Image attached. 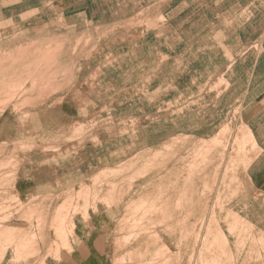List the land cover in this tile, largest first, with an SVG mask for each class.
I'll return each instance as SVG.
<instances>
[{"label": "crops", "instance_id": "1", "mask_svg": "<svg viewBox=\"0 0 264 264\" xmlns=\"http://www.w3.org/2000/svg\"><path fill=\"white\" fill-rule=\"evenodd\" d=\"M111 109L136 119L131 135L104 121ZM226 124L248 142L228 172L219 147L191 173L190 148L163 147L213 141ZM0 126V203L21 199L28 219L8 226L36 237L28 258L8 249L0 264H164L163 252L165 264H264V0H0ZM160 153L183 158L132 179ZM111 170L123 173L96 187ZM70 194L89 206L52 256L51 209Z\"/></svg>", "mask_w": 264, "mask_h": 264}, {"label": "rangeland", "instance_id": "2", "mask_svg": "<svg viewBox=\"0 0 264 264\" xmlns=\"http://www.w3.org/2000/svg\"><path fill=\"white\" fill-rule=\"evenodd\" d=\"M52 1H54V0H52ZM150 14H153V15H150ZM142 16H143L142 18L144 20L154 19V11L144 12L142 14ZM150 31L154 32V29H150ZM148 79H150V77H148ZM152 82L154 85V79ZM143 94L147 95L148 97H150L151 100L154 101L153 93L150 94L147 92H143ZM108 110H106V111H108ZM144 110L148 114L149 113L154 114V107H149V108H146ZM121 112H122L121 109H111V117L107 118L106 116H104L103 118H104V121H110V123L112 125L116 126L115 132L117 133V135L122 134L125 136H129L131 134H128L127 132L133 130V123L136 122V119H134V117H130L129 119H127V117H124L125 116V115H123L124 113H121ZM125 112H132V110L127 109V110H125ZM105 115H106V113H105ZM152 118L154 119V115L151 116L149 114V117L146 119H152ZM113 123H115V124H113ZM126 126H127V128L125 129ZM219 137L220 138H217L213 141H202V143H200L199 141L196 142L195 140L188 141L186 138L184 139L182 137H177V138L171 140L170 143L163 145V147H165L167 149L182 148V147L190 148V151H188L187 156L184 157L186 162L192 163V164H193V162L195 163L191 166L188 165L189 167L187 166L189 168L188 171L190 173L193 170L194 171L198 170V168H200V165L204 166L208 162L209 159L205 156V153H206V150H209L212 147H219L222 149V152L220 153V157H218V158H221L222 161L225 162L226 159L227 158L229 159L230 157L233 159L232 161L228 162L229 164L227 166L230 167V168L227 167L228 171L233 167L232 165H234V163L239 164L240 162H245V157H246L245 156L246 155L245 145L248 144L247 140H245L246 134L242 135V139H238L237 134L236 133L232 134V130H231L230 126L226 124V125H223V128L220 132ZM141 139L140 138H122L120 140L122 142L121 145L130 146V147H133L134 149H137V148L144 147L143 145H141L139 143ZM150 142H154V140L150 141ZM118 143H119V141H118ZM200 152H201V154H200ZM189 153H190V155H189ZM231 154H234V156H232ZM179 158H183V157L174 156V155L167 156V155H164L162 153L158 154L157 156L154 155L152 157L153 161H148L143 168L138 170L139 172H137L135 174L134 178H132V179H135L137 177L141 178V177L145 176L147 173L156 171V169H158V168L164 169V165L168 162V160H174V159H179ZM161 163L163 164V167H162ZM107 176L108 175H102L101 177L96 176L95 186L100 187V184H102L104 181L103 179L108 178ZM97 178H99V179H97ZM9 191H10V189H7L3 192H0V195H2L3 193H8ZM81 198L87 199V195L82 196L80 194V195H77L75 197L68 195L65 202L58 206V208L61 209V214H60L61 216H59V217H57V212L59 209L58 210H57V208H56V210L54 208L51 209V213H56V216H54V219H53L52 228L54 229V232L57 235V239L59 240V243L57 244V243L53 242L52 243L53 245L50 248V250L48 251V254L55 256V253L57 252V249L60 246H66L67 242L65 241V239H67V236H68L67 234H69L72 230L71 221L69 219L71 213H74L75 211H80V210L86 211L87 207L89 206L88 203H85L82 206L78 205L76 200L81 199ZM97 198H98V190L96 189V191L94 193V200H97ZM68 210L70 211V213ZM137 210L140 212L141 218L146 219L147 216H149L151 213H154V204H147L146 203L144 205H140V206H138ZM145 212H147V213H145ZM23 213H24V203L21 199H19L18 197H15L14 195L5 198L4 201L2 203H0V216L2 217V218L0 217V232H1L0 233V260L4 259L6 251L8 249H14V247L17 248V246H19L20 243L23 244L22 247H19L20 249H23V247H36V242H35L36 237L30 236L29 231L25 232L21 228L8 226L10 224H13L15 218H13L14 219L13 220L12 217L14 214H16L17 216L20 217V219L18 220L19 223H22L24 221V219H28V215L24 216ZM64 213L66 215L67 214L68 215L66 216ZM6 217H10V218L6 219ZM61 220H63V221H61ZM130 221H131L130 219L126 220V222H130ZM141 221L142 220H140V219L139 220L133 219L131 227L135 228V229H139L138 230L139 232H144V231L148 232V231H152L153 228L156 229V227H154V226H157L156 224H150L148 226H145V225L141 224ZM60 222H61V224H60ZM163 222H165V221H162V224H163ZM57 223H59V225H57ZM61 226H62V230L60 229ZM1 229H2V231H1ZM20 230H21V232H19ZM211 234H212L211 239L210 240L208 239L207 243H206L207 247H210V244H211L210 241H212V243H213L211 245V247L215 246L214 245L216 243L215 240L217 239V241H218V238L220 237V235H222V232L213 231V232H211ZM213 240H214V242H213ZM164 248H166V247H164ZM32 254H33V251H32ZM18 256L20 257V259H24V258L26 259L29 257L28 255H24L23 253L22 254L17 253L16 259H19ZM162 256L165 257V252L162 253L161 258L159 255H157L156 257L159 259H163ZM164 261H165V263L167 262L166 259Z\"/></svg>", "mask_w": 264, "mask_h": 264}, {"label": "bare ground", "instance_id": "3", "mask_svg": "<svg viewBox=\"0 0 264 264\" xmlns=\"http://www.w3.org/2000/svg\"><path fill=\"white\" fill-rule=\"evenodd\" d=\"M3 16V15H2ZM108 18V17H107ZM4 43V42H3ZM5 52V51H4ZM52 56V55H51ZM77 57V56H76ZM6 59V58H5ZM45 60V59H44ZM49 62V61H48ZM54 62V61H53ZM46 64H48V63H46ZM49 64H50V62H49ZM60 67V66H59ZM58 68V67H57ZM48 69V68H47ZM57 71V70H56ZM57 74V73H56ZM47 75V74H46ZM58 75V74H57ZM56 76V75H55ZM43 79H44V77H43ZM68 80V79H67ZM44 81V80H43ZM51 86V85H50ZM65 88V87H64ZM68 100V99H67ZM69 101V100H68ZM79 108V107H78ZM70 112V111H69ZM73 113V112H72ZM89 113V112H88ZM31 115V114H30ZM54 115H56V114H54ZM18 116V115H17ZM35 116H36V114H35ZM71 116V115H70ZM39 117V116H38ZM54 117V116H53ZM34 118H36V117H34ZM30 119H31V117H30ZM33 119V118H32ZM32 119H31V121H32ZM53 121V120H52ZM49 122V121H48ZM47 122V123H48ZM49 123H51V122H49ZM80 122H78V124H79ZM3 124V123H2ZM15 124V123H14ZM24 124V123H23ZM35 124H36V122H35ZM42 124H43V122H42ZM38 125V124H37ZM45 125H48V124H45ZM58 125V124H57ZM75 125V124H74ZM83 125V124H82ZM2 126V125H1ZM0 126V127H1ZM24 126V125H23ZM5 127V126H4ZM19 127V126H18ZM83 127V126H82ZM44 128H45V126H44ZM35 130V129H34ZM31 131V130H30ZM23 132V131H22ZM30 133H32V132H30ZM35 135V134H34ZM96 137V136H95ZM97 138V137H96ZM1 139V138H0ZM17 139H18V137H17ZM13 140V139H12ZM22 145V144H21ZM29 145V144H28ZM79 149V148H78ZM207 151V150H206ZM205 152V151H204ZM198 153V152H197ZM203 153V152H202ZM206 153H209V152H206ZM68 154V153H67ZM66 154V155H67ZM135 154V153H134ZM133 154V155H134ZM200 154H201V152H200ZM65 155V154H64ZM166 155V154H165ZM204 155V154H203ZM157 156V155H156ZM201 156V155H200ZM206 156V155H205ZM207 157V156H206ZM45 160V159H44ZM233 159L230 157L229 158V161L228 162H230V161H232ZM68 161V160H67ZM122 162V161H121ZM196 162V161H195ZM41 163V162H40ZM45 163V162H44ZM68 164V163H67ZM193 164H195L194 162H193ZM192 164V165H193ZM229 164V163H228ZM227 164V165H228ZM233 166V165H232ZM78 167V166H77ZM228 168H230L229 166H227ZM111 168V167H110ZM75 169V168H74ZM116 170H117V168H115ZM119 169V168H118ZM112 171V170H111ZM228 171V170H227ZM226 171V172H227ZM110 172V171H109ZM200 172V171H199ZM74 173V172H73ZM76 173V172H75ZM81 173V172H80ZM84 173V172H83ZM108 173V172H107ZM122 173L123 172H116V171H112V172H110L109 174H108V178L106 179V180H108V182H111V181H113V180H115V179H117L120 175H122ZM6 174H8V173H6ZM193 174V173H192ZM81 175V174H80ZM200 175V174H199ZM67 178V177H66ZM77 178V177H76ZM199 178V177H198ZM201 178V177H200ZM74 179V178H73ZM78 179V178H77ZM97 179H99V178H97ZM130 179V178H129ZM202 180V179H201ZM71 181V180H70ZM79 181H81V180H79ZM16 182V181H15ZM74 182H76V181H73V183ZM207 182V181H206ZM96 183V182H95ZM129 183V182H128ZM82 184V183H81ZM105 184V183H104ZM208 184V183H207ZM63 185V184H62ZM116 186V185H115ZM206 186V185H205ZM53 187V186H52ZM72 187V186H71ZM132 187V186H131ZM139 187V186H138ZM39 188H41V187H39ZM89 188V187H88ZM91 188V187H90ZM218 188V187H217ZM235 188V187H234ZM119 190V189H118ZM245 190V189H244ZM48 191V190H47ZM85 191H86V189H85ZM238 192V191H237ZM78 193V192H77ZM90 193V192H89ZM120 193V192H119ZM219 193V192H218ZM235 193V192H234ZM4 194H6V193H3L2 194V196L4 195ZM37 194H39L40 195V192L39 193H37ZM83 194H84V192H83ZM118 194V193H117ZM116 194V195H117ZM71 195V194H70ZM85 196V195H84ZM70 197V196H69ZM246 197V196H245ZM251 197V196H250ZM1 198H3V197H1ZM113 198V197H112ZM248 199V198H247ZM59 208H57V210H58ZM262 209V208H261ZM75 210V209H74ZM69 211V210H68ZM69 213H70V211H69ZM75 213H76V211H75ZM145 213H147V212H145ZM216 212L214 211V214H215ZM229 213V212H228ZM61 214V209H59L58 210V212H57V217H59V216H61L60 215ZM63 214V213H62ZM65 214V213H64ZM165 214V213H164ZM213 214V213H212ZM66 215V214H65ZM68 215V214H67ZM66 215V216H67ZM74 215V214H73ZM229 215V214H228ZM254 215V214H253ZM27 216V215H26ZM1 217V216H0ZM31 217H32V215H31ZM54 217V216H53ZM143 217V216H142ZM188 217V216H187ZM2 218V217H1ZM7 218H10V217H6V219ZM37 219V218H36ZM227 219V218H226ZM66 220V219H65ZM74 220V219H73ZM215 220V219H214ZM224 220V219H223ZM17 221V220H16ZM67 221V220H66ZM70 221H71V219H70ZM216 221H218V219L216 220ZM239 221H240V219H239ZM244 221V220H243ZM9 222V221H8ZM11 222V221H10ZM13 222V221H12ZM20 224V223H19ZM217 224H219V223H217ZM24 225V224H23ZM28 225V224H27ZM63 225V224H62ZM236 225H237V223H236ZM6 226V225H5ZM26 226V225H25ZM210 226V225H209ZM221 226H222V224H221ZM221 226H219V227H221ZM250 226V225H249ZM234 227L236 228V226L234 225ZM6 228V227H5ZM10 228V227H9ZM251 228V227H250ZM61 230H62V226H61V228H60ZM222 229V228H221ZM5 230V229H4ZM209 230V229H208ZM234 230V229H233ZM1 231H2V229H1ZM247 231V230H246ZM19 232H21V230L19 231ZM135 232V231H134ZM243 232V231H242ZM1 233V232H0ZM237 233V232H236ZM3 234V233H2ZM59 235V234H58ZM34 236V235H33ZM221 236V235H220ZM223 236V235H222ZM221 236V237H222ZM253 236V235H252ZM225 237V236H224ZM245 237V236H244ZM250 238V237H249ZM217 240V239H216ZM215 240V241H216ZM218 241H219V239H218ZM211 242V244H210V247H211V245L213 244L212 243V241H210ZM213 242H214V240H213ZM216 243H217V241H216ZM216 243L214 244V245H216ZM221 243V242H220ZM19 244V243H18ZM17 245V244H16ZM26 245V244H25ZM221 245V244H220ZM23 246V244H21L20 243V245L19 246H17V248H15L14 247V250H15V253H16V256H17V253H19V254H22L23 252H22V250L24 249V248H27V247H23V249H20L19 247H22ZM209 246V245H208ZM28 249V248H27ZM160 249V248H159ZM13 252V251H12ZM26 253V252H25ZM13 254V253H12ZM24 254V253H23ZM136 255H137V257L139 258V253H136ZM13 256V255H12ZM160 256V258H161V255H159ZM19 257V256H18ZM12 258V257H11ZM13 258H15L14 256H13ZM141 258V257H140ZM139 258V259H140ZM162 258H163V262L165 263V259H164V257L162 256ZM19 259H20V257H19ZM25 259V258H24ZM13 260V259H12ZM21 260V259H20ZM130 260V259H129ZM141 260V263H143V262H145L146 261V263L148 262L149 263V261L148 260H146L145 258H141L140 259ZM17 261V260H16ZM24 262V261H23ZM14 264H15V262H14Z\"/></svg>", "mask_w": 264, "mask_h": 264}]
</instances>
